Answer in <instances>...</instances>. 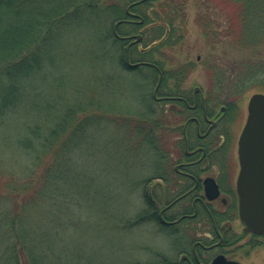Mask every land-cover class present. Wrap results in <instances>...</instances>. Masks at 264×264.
<instances>
[{"label": "rangeland", "instance_id": "1", "mask_svg": "<svg viewBox=\"0 0 264 264\" xmlns=\"http://www.w3.org/2000/svg\"><path fill=\"white\" fill-rule=\"evenodd\" d=\"M167 1H153L150 10L157 11ZM183 4L175 20L182 39L149 55L140 57L135 52L132 62L153 59L162 62L165 70L187 66L184 88L189 91L198 86L206 92L217 81L229 84V69L234 70L248 55L229 45L231 34L235 36L238 32L240 5L231 0H183ZM116 23L110 22L109 28H105L114 33ZM207 23L215 36L204 37L203 25ZM146 27L141 28L145 36L141 47L162 35L152 38ZM121 30L123 34L128 29L122 26ZM101 44L100 35L91 33L85 18L53 31L40 54L41 71L26 84L21 109L6 115L4 123H0V162L10 163L19 157V150L12 145L15 141L12 137L17 133L15 125L24 131V126L39 123L46 131L66 108L90 103L115 112L111 114L114 123L108 124L104 118L94 119L84 127L67 164L70 180L66 189L70 187L73 193H68L72 205L59 203L50 215L46 212L47 225L53 228L57 252L68 257L69 264H131V259L150 263L157 255L163 257L173 250L169 238L158 234L148 221L126 230H122L119 222L124 213L134 220L145 214L147 198L143 196V187L155 174L159 156L146 144H138L140 140H133L117 123L147 113L153 105L157 75L147 67L129 70L125 66V46L105 49L101 56ZM257 92L251 90L242 97L221 94L229 101L237 100L240 106L234 127L235 160L249 98ZM88 112L77 116L82 118ZM156 114L159 119L162 117ZM154 116L151 114V118ZM161 129L163 150L168 137L163 125ZM0 191H6L4 185ZM235 228L240 231L241 225L235 222ZM256 243L242 252V264H264V238Z\"/></svg>", "mask_w": 264, "mask_h": 264}, {"label": "trees", "instance_id": "2", "mask_svg": "<svg viewBox=\"0 0 264 264\" xmlns=\"http://www.w3.org/2000/svg\"><path fill=\"white\" fill-rule=\"evenodd\" d=\"M130 1L0 0V123H4L6 115L21 109L26 84L30 83L36 72L41 71L42 48L56 28L59 30L85 18L91 33L100 35L102 48L99 54L103 56L105 49L124 46L107 28L110 22H118L126 16ZM153 1L139 9L146 25L156 21L164 27L158 29V36H163L161 44L155 47V51H158L182 39L175 20L184 4L183 0H168L157 11H152ZM231 1L240 5V11L238 32L235 36L231 34L229 45L235 51L248 52V55L234 70L229 69V84L217 81L210 91L217 94L214 89L218 87L220 95L229 93L233 97H242L255 89L264 93V0ZM167 26L168 33L163 35ZM210 27L209 23L203 25L205 38L216 35ZM121 28L118 31L121 35L129 34L132 30L127 26L128 30L125 29L122 34ZM138 54L141 57L150 52ZM156 63L164 69L162 62ZM150 108L147 115L139 114L138 117L116 123L124 127L133 140L137 141L138 138V144H146L159 156L161 129L155 123L159 117L151 118ZM86 111L89 112L82 118L77 116ZM112 113L115 112H107L90 103L66 108L46 131L39 123L24 126V131L13 126L17 133L12 137L15 138L12 145L19 150V157L10 163L0 162V186L4 185L6 190L4 193L0 191V264H69L68 257L59 254L54 246L53 228L47 225L46 212L50 215L59 203L66 207L72 205L68 193H73L70 187L66 189L70 180L67 177V164L76 150L75 143L89 121L104 118L108 124L114 123ZM128 216L124 213L119 222L122 230L146 222L140 219L142 216L135 220ZM130 262L166 264L158 255L150 263L141 262L140 259H131Z\"/></svg>", "mask_w": 264, "mask_h": 264}, {"label": "flooded vegetation", "instance_id": "3", "mask_svg": "<svg viewBox=\"0 0 264 264\" xmlns=\"http://www.w3.org/2000/svg\"><path fill=\"white\" fill-rule=\"evenodd\" d=\"M151 1H130L126 16L118 21L123 23L117 28V33L122 26L132 28L129 34L118 33L125 46V66L129 70L147 67L157 75L150 110L155 116L157 112L162 116L155 123L160 129L164 126L168 137L166 147L160 149L155 174L143 187L147 202L141 219L169 238L173 250L160 256L166 264H242V252L257 245V239L264 235L244 232L239 216L238 141L242 131L237 138L235 160L234 127L240 106L237 100L229 101L198 86L186 90L187 66L165 70L156 62H132L136 51L155 52V47L161 44L163 36L141 47L145 38L142 27L147 26L152 38L163 27L156 21L145 24L139 8ZM168 29L165 27L163 35ZM137 35L142 36L141 40L133 43ZM214 90L220 91L218 87ZM160 138L162 141L161 135ZM235 222L241 225L240 231L236 230Z\"/></svg>", "mask_w": 264, "mask_h": 264}, {"label": "water", "instance_id": "4", "mask_svg": "<svg viewBox=\"0 0 264 264\" xmlns=\"http://www.w3.org/2000/svg\"><path fill=\"white\" fill-rule=\"evenodd\" d=\"M143 22V19H141ZM122 22H117V27ZM135 36L133 43L141 40ZM129 62V52L127 51ZM140 64H130L136 67ZM240 172L237 180L239 216L244 232L264 235V93L252 94L248 102L246 123L238 141ZM216 189V187H215ZM239 264V263H235Z\"/></svg>", "mask_w": 264, "mask_h": 264}]
</instances>
